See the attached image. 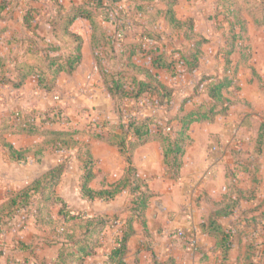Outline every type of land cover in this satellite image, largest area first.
<instances>
[{"label": "crops", "instance_id": "0c3cea01", "mask_svg": "<svg viewBox=\"0 0 264 264\" xmlns=\"http://www.w3.org/2000/svg\"><path fill=\"white\" fill-rule=\"evenodd\" d=\"M249 1L176 0V17L180 20L193 18L195 36L205 37L208 41L201 47L202 56L196 68L190 69L183 62H175L173 73L169 68L154 64L158 54L171 52V44H174L168 35L177 33L176 38L182 40L181 45H184L178 47H185L191 42L184 38L183 32H173L164 27L165 33L163 30L157 32L160 33L159 39L143 37L147 29L156 31L148 23L147 16L144 19L127 17L131 28L123 40L116 41L114 36L117 26L112 20L104 19L103 9H93L88 0H0V70L1 63L5 64L12 70L11 77L17 75L14 63L36 65V70H47L45 48L57 46L62 53H66L73 49L74 36L78 35L82 39L80 64L71 73H59L51 89L42 87L36 74L28 76L20 87L2 83L0 78V205L5 202L7 195L33 184L62 163L61 154L54 163L48 157L44 133L30 134L21 129L18 114L34 113L35 124L41 129L67 131L66 115L84 124L79 133L81 139L89 142L88 154L93 160L94 177L90 186L94 189L108 188L125 176L128 163L118 146L107 139L120 117L116 97L108 89L106 74L115 75L122 71L132 76L128 78L130 83L133 77L146 79L147 73L151 72L170 89L173 92L171 110L161 114V124H165L166 116L183 115L201 104L209 103V81L200 84L199 81L203 75L218 74V51L223 44L213 40L215 37L219 39L220 35L215 18L225 20L227 18L221 14L227 6L235 9ZM116 5L130 14L135 1L119 0ZM77 6H87L93 10L94 25L87 18L76 17L67 31L55 30L52 19L58 13L61 17L71 13ZM28 10L33 12L31 28L25 24ZM239 12L247 28L251 22H255L247 11L239 8ZM233 20L229 19L228 22ZM236 52L237 49L233 53ZM82 88L85 90L79 92ZM55 93H61L64 100L66 98L70 106L68 112L75 115L65 112V118L61 120L41 122L38 114L51 109ZM225 115L227 113L217 115L212 121L192 123L188 130L189 142L182 158V168L176 179L166 173L163 141L152 138L137 144L138 137L128 135V139L135 143L133 165L137 177L145 181L141 189L150 195L140 215L139 212H133L135 206L132 202L127 204L125 201V197L131 194L130 186L110 199L87 200L81 194L80 169L72 170V165L69 168L65 166L58 192L73 206V212L110 218L96 237L98 245L83 264H107L109 254L117 245L126 220L130 217H133L134 234L127 242V264H221V252L215 248V238L201 229V223L211 218H216L225 230L231 232L227 264H246V252L250 244L258 247L257 254L252 256V263L264 261V218L261 217L264 216V192L260 193V188L258 190L260 176L257 177L258 172L252 169L250 163L243 164L235 158L241 175H251L252 188L241 186L235 196L230 192L227 194L229 177L226 162L229 146L226 140L230 124L226 123ZM172 123L175 135L180 123L178 119ZM92 125H97L94 130ZM116 130L119 131L118 128ZM152 132H156V129L153 128ZM37 140L43 143L39 144ZM6 143L12 144L17 150L26 151V160H10ZM218 144L220 148L213 151L212 147ZM186 206L193 211L192 228L197 231L198 238V249L195 250H190L175 235H169L176 227L186 223L182 215ZM225 212H229V215L225 216ZM33 219V212L28 214L22 211L7 225L0 222V236H3L0 240V248L3 249L0 264L23 261L28 257L39 264H52L60 244L49 245L44 243V238L29 232L30 226L35 224ZM257 232H262L261 238H258ZM20 241L37 246L34 257L26 249H14ZM42 246H47L45 251L49 249L50 254L42 253Z\"/></svg>", "mask_w": 264, "mask_h": 264}, {"label": "trees", "instance_id": "16d2710c", "mask_svg": "<svg viewBox=\"0 0 264 264\" xmlns=\"http://www.w3.org/2000/svg\"><path fill=\"white\" fill-rule=\"evenodd\" d=\"M117 1L119 0H88L89 5L93 7V9H103L104 19L112 20L117 26L114 36L116 41L123 40L131 28L126 20L127 17H139L140 19H144V17L148 15V23L156 31L154 32L147 29V31L144 32L143 37L147 39H159L160 35H158L159 33H157V31L163 30L164 27L173 32L177 30L178 32H183L184 38L191 42L190 45L185 47H178L171 44L172 49L169 54L164 51L156 56L154 60L155 66L169 68L175 73L173 67L175 62H183L190 69H194L199 65L202 56L201 47L208 40L205 37L198 38L195 36L193 18L180 20L176 17L174 10L176 0H133L135 1V6L130 14L116 5ZM158 3H163L164 7H166L164 9L158 8L157 17L152 14H147L149 13L147 10L149 6H158ZM32 13V10H28L25 14V24L28 28L32 27ZM109 13H112L113 15L110 16ZM226 14L227 17L232 16L234 21L230 22L229 25V33L232 35V38L230 39L231 42L227 46L220 47L218 51V55L223 57L225 68L231 64V56L238 43L237 39L242 38L247 31L246 22L240 18L239 10L227 6ZM93 15V10L87 6H77L73 8L71 13L65 14L63 17L58 13V16L52 19V23L55 30L58 31L59 29H62L67 31L73 19L76 17L87 18L94 25ZM159 19L162 22L163 27L157 25ZM236 26L238 30H236ZM81 47L82 39L78 35L74 36L73 49L66 53H62L57 46L47 47L45 48V63L48 68L47 70H36V65H20L14 63L15 71H17L15 77H11L10 73L12 70L5 67V64L1 63V82L12 83L13 86L20 87L24 84L28 76L36 74L38 75L40 85L45 89H51L53 86L52 82L59 73H71L80 64L82 60ZM106 76V80L109 82V92H111L117 100V110L119 112L120 120H122L128 112V98H132L135 102H139V99L144 97H149L151 99L154 98L156 104H165L167 107V113L170 112L173 92L166 88L151 72L147 73L146 79H137L133 77L130 83H128V78H131L132 76L126 75L122 71H119L115 75L106 74ZM204 81H210L207 85V94L210 98V102L207 105L201 104L183 115L166 116L165 124H161L153 117H146L141 120L129 122L128 124H122L119 121L114 128L115 130L113 129L110 131L107 139L114 145L118 146L121 154L125 157L128 163L125 169V176L116 183L111 184L108 188H92L90 182L94 177L93 160L87 153L89 162H87L85 172L82 174V182L80 186L83 197L90 200L96 198L110 199L122 191L123 188L130 186L131 190L136 192V203H138V205L133 207V212H139L140 215L143 209L146 208L147 200L150 195L141 189L142 186L145 185V181L137 177L136 168L133 165V150L135 143L128 139V135H136L138 137L137 144L145 143L152 138L163 141L166 173L171 178H178L179 172L182 168V158L189 142L188 130L192 123L205 120L212 121L217 115L226 114L229 110L230 101L224 96V91L234 84V78L226 74L223 76L203 75L199 84ZM50 113V111H47L46 116H40L41 122H54L56 120H61L63 117L62 112H57L53 115ZM35 117L34 113L18 114V118H21V129L30 134L44 132L59 136L67 134L66 131L41 129L35 124ZM174 119H178L180 123V127L175 135H173L174 125L172 123ZM116 128H118L119 131L116 130ZM153 128L156 129V132L154 133L152 132ZM5 145L10 160L17 162L26 160V151L17 150L10 143H6ZM64 169L65 164L60 163L49 170L42 178L25 187L23 191H16L7 195L5 202L0 207V222L7 225L13 217L20 215L22 211H25L28 214L33 211L35 218L36 216L43 218V208L46 204H49V199L56 200L59 203L61 202L60 204L62 207L58 210L57 215L61 218L63 217L66 222L71 221V227L62 231V238L58 236L55 240H46L49 245L60 244V248L58 249L57 255L54 257L52 264H83L85 259L93 253L94 248L98 245L96 237L109 223L110 218L102 215L90 216L86 213L73 212L67 202L55 192V187L58 185ZM36 194H39V205L34 207L33 201L37 198L33 199V197H35L34 195ZM41 203H43V206H41ZM23 205L26 207H23ZM224 215L228 216L229 212H225ZM132 222L133 217L126 220L125 226L118 238L117 245L109 254L107 264H127L125 260L128 251L127 242L134 234ZM201 229L203 232L208 233L215 238V248L221 252V264H227L231 248V233L225 230L216 218H211L208 221L202 222ZM1 245L2 243H0V247ZM33 245L34 244H27L24 241H20L14 249L18 251L26 249L30 252L31 256L34 257L37 246ZM257 250L258 247L256 248L255 245L250 244L248 246L246 252V264H253L252 256L257 254ZM259 250H261V247ZM2 254L3 249L0 248V255ZM10 264H39V262H36L32 257H28L23 261L21 260ZM40 264H46V262Z\"/></svg>", "mask_w": 264, "mask_h": 264}, {"label": "rangeland", "instance_id": "374dc122", "mask_svg": "<svg viewBox=\"0 0 264 264\" xmlns=\"http://www.w3.org/2000/svg\"><path fill=\"white\" fill-rule=\"evenodd\" d=\"M158 4V6L150 5L147 9L149 12L147 14H152L153 16L157 17V10H159L158 8L164 9L166 7H164L163 3ZM244 4L245 5H242L239 8L243 11H247V13H249V15L255 19V22H251V24L247 28V32L244 33L243 37L237 39L238 43L236 49L238 50V53L236 52L237 54H232L231 64L227 68H225L223 57L221 55L220 59L217 60V68L219 67V70L221 69V71H217V76H223L226 74L234 78V84L229 89L224 91V96L230 101L229 109H231L230 111H227L225 119L227 120L226 123L229 122L230 124V131L228 129L229 137H227L226 140L227 145L229 146L227 149L228 163L226 162V165H228L227 176L229 177L227 194L230 192L232 195L237 193L241 186H248L249 188H252L251 175H241V172L239 170L240 167L235 163V158H237V161H241L243 164L250 163L252 169L257 170V177L260 176L258 178V180L260 181L258 190L260 188V193L264 192V0H251L247 3L245 2ZM239 8L235 7V10H239ZM247 13H245V15ZM221 15H224L227 19H222V21H219L217 17L215 18L216 26L219 27L220 30V35L219 39L215 37L213 38V40L216 42H222V46H227L231 42L230 39L232 38V35L229 33L230 22H228V20H231L233 17H227L226 11ZM159 22H161L160 19L157 22V25L159 27H163L162 22ZM222 30L224 31V33H222ZM236 30H238L237 26ZM162 32L165 33L166 31ZM168 36L172 38V41H169L172 42L174 46L181 45L182 40L176 38L177 33H170ZM68 106L69 105L65 98L60 108L63 117L65 112L67 114L70 112H68ZM48 111L51 112V115H53L55 112L53 108L49 109ZM69 114L75 115L74 113ZM65 121L68 122L66 125V127L68 128L66 131V135L59 136L44 132V135L46 136L44 140L48 148V150H46V153L49 155L48 157L52 160L53 163L56 162L55 159H59L58 155L61 154V161L65 164V166L69 168V166L72 165V170H76L77 168L78 170L80 169L81 174L79 180L81 186L82 174H84L83 172H85L87 162H89L87 157V153L89 151V142L81 139V133H79L82 127H84V124L81 125L79 122H75V120H72L70 118V115H66ZM96 126L97 125H92V130H94L93 128H96ZM38 143H43V141ZM219 148V144L212 147L213 151H217ZM59 149L61 151H59ZM77 162L78 165L76 164ZM58 186L59 183L55 187V192L59 195ZM23 189L24 188H22L21 190L18 189V191H23ZM130 193L131 194H129V196L127 195L125 197V201L127 202V204H130L132 202L133 206L138 205V203H136V192L131 190ZM34 196L35 197H33V199H37L33 201V206L37 207L39 205V194H36ZM64 200L73 210V206L66 199ZM60 203L56 200L49 199V204H46V206H44L43 208L44 217H37L35 214L38 220L34 217L35 220H33L35 221V224L30 226V228L28 229L29 232H32V234L34 233L36 236L44 238V243L47 242L46 240L48 239L55 240L56 238H58V236L62 238V231L71 227V221L66 222L64 221L63 217L61 218L59 217V215H57L58 210L62 207ZM206 204H209V202H206ZM41 206H43V203H41ZM23 207L26 206L23 205ZM185 212H189L191 215V219L193 218V211L190 207L186 206L183 208L182 215L186 220L187 217ZM194 233L197 235L196 230H194ZM261 233L262 232H257L258 238H261ZM169 235L174 234L172 233ZM177 238L181 242L183 241V243L186 245L185 241L182 238ZM2 239L3 236H0V240ZM196 245V247H188L187 245L186 247H188L190 250H195L198 249V241ZM41 249L42 253L45 252L46 254H50L51 252L49 249L48 252L45 251V249H47V246H42ZM258 264H264V261H261Z\"/></svg>", "mask_w": 264, "mask_h": 264}, {"label": "built area", "instance_id": "2783aa9c", "mask_svg": "<svg viewBox=\"0 0 264 264\" xmlns=\"http://www.w3.org/2000/svg\"><path fill=\"white\" fill-rule=\"evenodd\" d=\"M112 16V13H109ZM85 89H80L79 92H83ZM54 104L51 108L55 110L54 114L57 112H61V106L64 102V96L61 93H55L53 96ZM127 103V114L119 121L122 124H128L129 122H134L136 120H141L146 117H153L160 121L159 117L163 112L167 113V107L165 104H156L154 98L151 99L149 97H144L139 99V102H135L132 98H128ZM59 108V109H57ZM59 110V111H57ZM47 111L41 112L40 116H46ZM118 121V122H119ZM215 148V147H214ZM186 213V212H185ZM186 223L184 225L178 226L172 233L176 237L182 238L188 247H196L197 245V235L194 233V229L192 228V219L190 213H186Z\"/></svg>", "mask_w": 264, "mask_h": 264}]
</instances>
